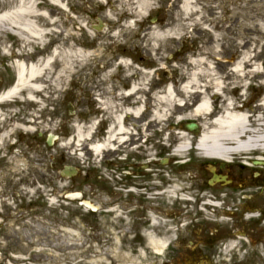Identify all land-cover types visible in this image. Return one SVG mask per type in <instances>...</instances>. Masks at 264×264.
Returning <instances> with one entry per match:
<instances>
[{
    "label": "rangeland",
    "instance_id": "obj_1",
    "mask_svg": "<svg viewBox=\"0 0 264 264\" xmlns=\"http://www.w3.org/2000/svg\"><path fill=\"white\" fill-rule=\"evenodd\" d=\"M59 1L62 8L35 0L38 15L32 19L48 32L42 45L30 36L19 38L0 20V93L15 83L17 56L26 62L46 59L54 49L62 57L69 50L86 56L73 57L65 73L54 61L32 82L39 85L32 101L23 89L0 104V134L8 135L0 144V264H159L170 248L155 254L147 236L165 244L174 236L164 234L161 220L132 223L126 204L116 207L106 165L110 152L89 148L98 142L97 112L102 106L111 121L124 114V103L135 99L123 94L121 84L132 83L134 111L141 109L139 94L150 102L145 110L153 137L156 124L206 121L208 115L194 112L198 89L212 103L210 114L220 115L230 105L231 113L246 115L256 128L264 118V0H150L152 8L140 17L129 11L138 0ZM30 2L0 0V16L15 18ZM186 3L191 12H185ZM98 21L103 27L95 31ZM122 60L129 67L119 66ZM162 71L176 80L163 78ZM109 80L113 84L107 86ZM172 82L191 85L190 94L178 87L175 101L168 100ZM102 89L117 103L108 98L101 103ZM49 134L55 137L52 146L46 144ZM188 141L180 136L166 149ZM63 166L76 168L77 175L62 178ZM118 191L119 202L125 201V192Z\"/></svg>",
    "mask_w": 264,
    "mask_h": 264
},
{
    "label": "flooded vegetation",
    "instance_id": "obj_2",
    "mask_svg": "<svg viewBox=\"0 0 264 264\" xmlns=\"http://www.w3.org/2000/svg\"><path fill=\"white\" fill-rule=\"evenodd\" d=\"M161 75L176 80L170 72ZM111 84L109 80L107 86ZM133 85L121 84L122 92ZM170 85L177 91L183 83ZM107 93L100 91V102L108 98L117 103ZM138 96L142 113L128 115L123 120L126 133L116 135L109 146L116 207L126 204L132 223L151 217L166 223L164 234L174 238L167 245L170 254L159 264H264V151L207 156L192 147L196 136L177 127L167 132L168 126L159 123L151 137L145 110L150 102L144 93ZM135 103L126 101L124 106L133 112ZM97 117V139L105 144L112 121L102 106ZM181 135L190 138V147L166 149ZM119 189L125 192V201L119 202Z\"/></svg>",
    "mask_w": 264,
    "mask_h": 264
},
{
    "label": "bare ground",
    "instance_id": "obj_3",
    "mask_svg": "<svg viewBox=\"0 0 264 264\" xmlns=\"http://www.w3.org/2000/svg\"><path fill=\"white\" fill-rule=\"evenodd\" d=\"M130 0H126L129 2ZM141 1V2H140ZM51 4L54 6L63 7L59 0H50ZM132 7L129 11L132 15L140 17L143 11H147L152 8L150 0H138L136 3L131 4ZM35 0H31L28 7L20 6L18 12L15 13V18H11L8 13H4L0 16V20L4 21L6 24H10L12 27V32L16 34L19 38L25 40L26 36H30L33 41L37 42L39 45L44 43V37L48 33L43 29H40L33 17L38 14L36 12ZM185 12H191L192 7L190 3H186ZM25 14H29L26 16ZM189 14V13H188ZM187 14V15H188ZM46 19L47 14L45 12L41 13ZM32 19V20H31ZM6 50V49H4ZM12 55V54H11ZM13 56V55H12ZM16 56V55H15ZM14 56V57H15ZM20 57V58H18ZM76 58L82 61L83 57L80 52H72L69 50V54L66 57L60 56L57 49L51 52V55L46 59H36L35 61L26 62L23 56H17L15 65L16 70V83L13 87L0 94V104L12 101V99L17 98L23 89H28L27 99L32 101L33 95L31 91H37L39 85L32 84L37 78H40L45 71L48 70L51 64L57 59L62 65V71L65 73L71 68V59ZM31 59V57H29ZM119 66L129 67L126 61H120ZM239 72V71H237ZM137 88L133 85L130 87L129 91L125 94L126 96H133ZM191 86L185 85L182 91L185 94H190ZM193 90V89H192ZM195 90V89H194ZM197 91H199L197 89ZM217 92V91H216ZM166 97L170 101H175L174 92L168 88L166 90ZM176 104L180 105V103ZM212 103L211 101L203 96L194 106V112L196 115H210ZM141 109L133 112L134 116L140 113ZM129 114L125 111L124 114H116L112 117V125L108 133L107 143L103 144H91L90 150L95 153H101L107 147L111 146V140L116 137V135H124L126 133L125 127L123 126L124 117ZM131 114V113H130ZM157 114V113H156ZM132 115V114H131ZM262 121L256 120L258 124L256 128L251 129L250 124L246 115L242 113H231L230 105H227V109L223 111L222 114L217 116V119L212 120L211 123L213 127L207 129L203 127V133L200 135L196 143V148L202 150V153L207 156H213L218 158L226 157L232 153L237 155L248 154L250 150H258V152L264 151V118H259ZM19 128L20 125H18ZM92 129V128H91ZM209 130V131H208ZM7 133L3 132L0 134V144L7 137ZM89 135L85 136L88 139ZM79 138L81 136L79 135ZM188 142L179 145V149L187 148ZM110 148V147H109ZM148 243L152 247L155 254H161L165 249L166 244L159 240H156L152 236H147Z\"/></svg>",
    "mask_w": 264,
    "mask_h": 264
},
{
    "label": "water",
    "instance_id": "obj_4",
    "mask_svg": "<svg viewBox=\"0 0 264 264\" xmlns=\"http://www.w3.org/2000/svg\"><path fill=\"white\" fill-rule=\"evenodd\" d=\"M97 30H99V29H97ZM68 109H69V112H71V107L70 106H69ZM184 130L196 133L198 131V128H197L196 124H186L184 126ZM54 139H55V137L53 135H48V137H47V145L51 146L53 144ZM75 174H76V170L73 169V168H70V167H65L60 173V175L62 177H72Z\"/></svg>",
    "mask_w": 264,
    "mask_h": 264
}]
</instances>
